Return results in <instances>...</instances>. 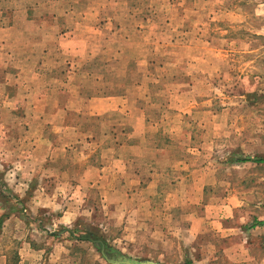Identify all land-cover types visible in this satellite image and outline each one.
Listing matches in <instances>:
<instances>
[{
  "label": "rangeland",
  "instance_id": "rangeland-1",
  "mask_svg": "<svg viewBox=\"0 0 264 264\" xmlns=\"http://www.w3.org/2000/svg\"><path fill=\"white\" fill-rule=\"evenodd\" d=\"M237 158L264 159V0H0V250L261 264L185 233L261 203L264 164Z\"/></svg>",
  "mask_w": 264,
  "mask_h": 264
},
{
  "label": "crops",
  "instance_id": "crops-1",
  "mask_svg": "<svg viewBox=\"0 0 264 264\" xmlns=\"http://www.w3.org/2000/svg\"><path fill=\"white\" fill-rule=\"evenodd\" d=\"M223 199L221 202L223 205L216 209L220 213L217 216L214 215V207H212L211 216H206V219L199 215H188V222L185 223L187 237L189 240L195 241L206 229V232L214 234L215 238H212L211 242H213V248L216 247L220 253L223 252L224 255L230 256L234 260L244 257L243 261L245 262L255 261L256 259L261 260V264H264V205H261L264 204V198H261V203L258 199L253 201L251 205L245 204V206L241 205L243 203L240 204L239 200H236V204L234 199H230V197L226 198L225 196ZM207 209H210V207H207ZM238 212H241L240 216L246 213L251 215L249 216L251 220L244 229V224L236 226L232 220L235 215H238ZM1 237L0 247L3 245ZM38 249L40 248L33 241H29V243H23L18 252H14L18 253L17 257L13 255L14 253L11 254L9 250H0V264H12L14 259L11 258L14 256L17 258L15 260L16 264H56V262H53V252H51L48 262L47 259H39V254L43 251Z\"/></svg>",
  "mask_w": 264,
  "mask_h": 264
},
{
  "label": "trees",
  "instance_id": "trees-1",
  "mask_svg": "<svg viewBox=\"0 0 264 264\" xmlns=\"http://www.w3.org/2000/svg\"><path fill=\"white\" fill-rule=\"evenodd\" d=\"M246 163V162H253L256 164H264V159L263 158H237V159H231L229 160V163ZM8 190L6 188L5 183L0 177V200H7L9 198V195H7ZM10 217V214H5L0 217V234L3 229L4 223L6 220H8Z\"/></svg>",
  "mask_w": 264,
  "mask_h": 264
},
{
  "label": "water",
  "instance_id": "water-1",
  "mask_svg": "<svg viewBox=\"0 0 264 264\" xmlns=\"http://www.w3.org/2000/svg\"><path fill=\"white\" fill-rule=\"evenodd\" d=\"M113 263H115V264H158V263L150 262V261L139 262V261H135V260L125 259L123 257H119V260L114 261Z\"/></svg>",
  "mask_w": 264,
  "mask_h": 264
}]
</instances>
